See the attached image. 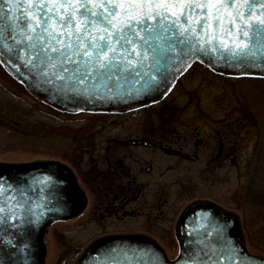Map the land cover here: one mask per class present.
I'll return each mask as SVG.
<instances>
[{
    "label": "snow or ice",
    "instance_id": "6c2138e0",
    "mask_svg": "<svg viewBox=\"0 0 264 264\" xmlns=\"http://www.w3.org/2000/svg\"><path fill=\"white\" fill-rule=\"evenodd\" d=\"M205 57L241 76L264 74V0H0V63L28 69L54 90L71 92L74 101L150 95L188 61ZM44 199L47 204L55 194ZM33 215L36 220L12 226L35 225L39 214ZM214 231L207 234L212 239L182 245L173 264H256L222 228ZM141 251L144 264H161L158 253Z\"/></svg>",
    "mask_w": 264,
    "mask_h": 264
},
{
    "label": "rangeland",
    "instance_id": "374dc122",
    "mask_svg": "<svg viewBox=\"0 0 264 264\" xmlns=\"http://www.w3.org/2000/svg\"><path fill=\"white\" fill-rule=\"evenodd\" d=\"M160 106L166 107L165 115L174 116L167 135L173 144L185 135L192 140L196 135L204 139L216 130L224 153L233 152L234 165L222 154L219 166L208 168L210 142L199 146L196 164L164 158L155 176L166 172L163 179L167 184L157 182L155 190L151 188L146 198L143 196L147 203L142 198L137 204L138 209L144 207V218L106 219L102 229L84 211L79 219L52 224L42 239L44 264H74L82 249L101 233L132 230L144 232L164 248L168 257L174 258L175 223L184 207L198 198L234 211L240 219L244 247L249 253L264 256V78L218 75L194 64L169 96L156 104ZM144 112L70 115L40 100L0 66V163L44 161L59 156L69 147V138L81 127V120L91 122L92 130L107 137H159V113L145 117ZM211 119L220 121L213 123ZM128 147H121L120 154L130 155V160L142 161L146 156ZM169 165L175 170L163 168ZM89 226L95 227L90 233L85 231Z\"/></svg>",
    "mask_w": 264,
    "mask_h": 264
},
{
    "label": "water",
    "instance_id": "95a60500",
    "mask_svg": "<svg viewBox=\"0 0 264 264\" xmlns=\"http://www.w3.org/2000/svg\"><path fill=\"white\" fill-rule=\"evenodd\" d=\"M7 7L9 6L5 5L6 9ZM193 62H198L221 73L239 75L237 71L226 69L220 65L210 66L205 57L203 60L193 58L188 61L182 71L175 75V79ZM0 65L20 84L48 103L74 112H113L141 106L163 95L164 91H168L174 82L169 83L166 88L160 91L127 102L109 100L89 104L80 98L74 101L71 98L72 93L63 88L60 91L54 90L52 85L44 83L40 77L29 72L28 69L21 67L20 72H17L7 63H0ZM251 71L256 72L257 75H264L258 70ZM78 107L85 110L76 111L75 109ZM0 177L4 178L0 181L4 184V188L0 189V209H3L0 212V217L4 219V223L0 224V262L2 264H24L27 259L29 264H43L42 237L45 229L56 221L76 216L85 204L83 193L77 186L72 172L54 161L0 163ZM49 177H51L50 182ZM9 184L13 186L11 189L8 188ZM21 189L24 191L23 196L20 195L19 190ZM53 193L55 199L46 204L45 194ZM49 208L56 210L48 211ZM33 213L39 214V222L35 225L23 224L19 229L12 226L14 224L21 225L23 219L36 220L37 217ZM216 228H222L225 236L230 238L243 253L253 257L256 264H264V257L250 254L244 248L238 216L208 201L193 202L179 215L175 226L178 249L176 257L172 260H169L163 249L149 237L140 234H120L93 240L84 248L75 264H144L148 257H145L141 250L148 249L160 255L161 264L164 262L173 264V261L178 258L182 245L190 240L212 239L207 234L211 232L214 236ZM25 244L28 245L27 249L21 251V247ZM193 247L198 249L203 245H194ZM113 249L115 251H112ZM192 250L193 248L187 249V251ZM150 255L151 253H149Z\"/></svg>",
    "mask_w": 264,
    "mask_h": 264
},
{
    "label": "flooded vegetation",
    "instance_id": "af4514ba",
    "mask_svg": "<svg viewBox=\"0 0 264 264\" xmlns=\"http://www.w3.org/2000/svg\"><path fill=\"white\" fill-rule=\"evenodd\" d=\"M192 66L176 78L173 86L167 92V95H163L162 97L153 100L155 102L152 101L142 106L107 113L70 112L55 106L59 110L70 113V115H120L135 110H144L145 117H152L158 112L159 126L161 128L159 137L151 135L148 138L147 135V137L134 135L127 139H120L119 137L114 138L112 136L107 137V135L98 134L96 130L90 128L89 124L91 122H83V120H81L78 124L81 127L75 130L69 138V147L59 156L57 155L52 159L44 160L54 161L67 167L74 175L76 183L84 195L85 207L82 212L76 217L66 221L79 219L78 217L85 211V214L87 213V215H89L88 218L90 220L97 223L102 229H105L104 223L107 221L106 219H120L125 217L133 218L136 216L144 218V215L142 214V211L144 212V207L138 209L139 207L137 204L142 198L143 200L141 201L146 202V195L151 188L155 190L157 182H160V185L167 184L164 181L166 179H163V177L165 178L166 172H162L158 176H155V169L158 168L157 166L161 168V166L164 165L163 162L165 163L163 160H165L164 158L166 157L170 159L178 158L180 161L187 164H196L198 163V148L205 142H207V145L210 142L211 149L206 153L209 154L206 160L208 168L218 167V159H220L222 154H224L225 160L229 159L230 163L234 165L233 158L231 157L233 152L228 151L224 153V145L220 141L219 134L216 130H213L212 134L209 133L204 139L197 137L198 135H196L192 140L190 135H185L186 138L177 139V142L174 144L171 142L173 139L170 140L167 136L170 133L168 131L169 128H172L170 124H172L174 116L171 113L168 116L165 115L166 107L160 106L158 108L156 107V104L169 96L178 80L187 73ZM207 70L218 75H224L210 69ZM210 121L216 123V121L220 120L211 119ZM177 134H180V131H178ZM214 141H216V145L213 144ZM124 146H130V148H128L131 152L144 154L146 156L142 161H138L134 157H132L134 159L130 160V155L123 156L120 154V148ZM163 168L168 171L175 170V166L173 167L172 165ZM137 179L139 180L137 181ZM198 200L208 199L198 198L189 203ZM66 221H59L56 223H64ZM94 228L95 227L89 226L85 231L90 233ZM119 233L145 234L144 232L132 230L123 232H105L101 233V235Z\"/></svg>",
    "mask_w": 264,
    "mask_h": 264
}]
</instances>
